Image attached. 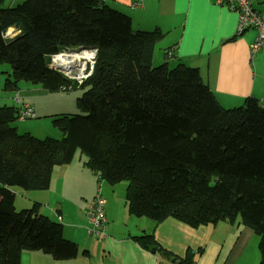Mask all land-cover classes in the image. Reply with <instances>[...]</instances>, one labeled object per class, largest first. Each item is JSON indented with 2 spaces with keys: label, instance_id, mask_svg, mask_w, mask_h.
I'll use <instances>...</instances> for the list:
<instances>
[{
  "label": "trees",
  "instance_id": "1",
  "mask_svg": "<svg viewBox=\"0 0 264 264\" xmlns=\"http://www.w3.org/2000/svg\"><path fill=\"white\" fill-rule=\"evenodd\" d=\"M3 3L0 65H9L11 73L1 89L15 106L0 104V264H21L24 252L56 261L80 254L64 238L63 224L40 214L41 204L21 212L14 206L15 188L49 189L53 171L73 163L78 152L98 182L127 184L132 218L151 219L156 226L172 219L197 229L233 224L240 216L261 236L264 264V106L246 98L242 106L226 109L197 69L154 66L162 32L134 31L131 18L103 0H25L8 9ZM142 5L143 0L128 6ZM9 29L14 36H6ZM82 48L98 53L93 76L78 86L52 69L49 58ZM22 83L52 93L82 87L79 113L51 119L47 136L58 137L57 128L60 139L21 135L12 126L20 106H30L20 98ZM95 198L85 212L89 230L87 213ZM103 227L107 234L106 214ZM131 239L145 250L161 249L152 234ZM193 255L186 249L179 261L196 264Z\"/></svg>",
  "mask_w": 264,
  "mask_h": 264
},
{
  "label": "crops",
  "instance_id": "2",
  "mask_svg": "<svg viewBox=\"0 0 264 264\" xmlns=\"http://www.w3.org/2000/svg\"><path fill=\"white\" fill-rule=\"evenodd\" d=\"M103 1L129 16L134 31L159 29L162 32L153 56L154 66L167 63L169 69L180 64L197 69L203 83L226 109L242 106L246 98H255L264 104V49L254 56L251 54L256 30L246 31L234 42H225L237 35L235 12L215 6L211 0H143L142 7L136 9L128 6L129 0ZM253 6L263 11L264 0H253ZM9 32L12 34L15 30ZM169 49L172 55L166 59L164 54ZM8 70L6 67L2 71L6 74L5 80L11 73ZM4 93L6 100L1 105L15 106L11 95ZM19 95L34 108L37 118H44L21 132L38 137L50 134L52 117L77 111V99L81 96L78 93L59 95L29 84L21 87ZM20 129L19 126L17 130ZM82 162L80 156L70 165L57 167L47 190L29 193L15 190V198L20 194L27 201V208L39 203L41 212L43 203L54 204L56 209L50 210L52 220L63 224L64 238L76 243L80 254L71 261H56L42 252H24L21 264H177L186 250L178 248L182 249L181 254L175 252L172 235L177 230L185 242L192 243L193 238L186 233L188 226L172 219L156 226L142 222L144 218H132L125 202L127 184H104L107 238H92L85 212L95 197L99 178ZM101 189L102 184L99 195ZM144 234L154 235L161 249L148 251L131 239Z\"/></svg>",
  "mask_w": 264,
  "mask_h": 264
},
{
  "label": "rangeland",
  "instance_id": "3",
  "mask_svg": "<svg viewBox=\"0 0 264 264\" xmlns=\"http://www.w3.org/2000/svg\"><path fill=\"white\" fill-rule=\"evenodd\" d=\"M24 1L25 0H4L2 8L8 9L11 7H16L17 5L22 4ZM12 3L13 6H11ZM262 49H264V47ZM81 50H87V49L83 48L71 52H62L61 54L66 55L70 59H72L70 54L78 53ZM169 50L165 51L164 58L167 56ZM49 63L52 69H56L55 67H53L54 63L52 62V55L49 58ZM6 67L10 69L8 70V72H11V67L9 65H5V64L0 65V104L1 103L3 104L4 103L3 101L6 100L5 97L6 94L1 89V87L4 84V80L6 78V74L2 73V71ZM60 70L64 73L63 67H61ZM69 70H71V68L67 69V71ZM22 86L23 83L21 84L20 89ZM80 88L74 89L72 91L59 92L56 94L70 95V94L78 93L82 95L83 89ZM220 105L226 108L222 104ZM72 113L78 114L79 109L77 111L71 112V114ZM43 119L44 118L38 117L37 119H29L22 121L18 118L17 115V120L12 123V126H14L16 129L20 126L21 129L17 131L22 135L23 133H27V131L21 132L23 131V129L32 125V123L39 122ZM55 132L59 134L58 137H52V136H43V137L35 136V137H37L38 139L39 138L45 139L46 137L60 139L62 137L61 136L62 133L60 134L59 132L61 131L55 128ZM80 156L81 154L80 152H78L77 158H79ZM98 181H97V185L98 183H102V189L100 195L105 200L103 196V186L104 184L105 185H109V184L104 182L103 180H100V182ZM122 184H126V183L123 182ZM97 185H96L95 197H98L99 195ZM15 190H21V192H25L23 189L18 187L14 189V192ZM27 192L29 193V191ZM18 195L20 196V194ZM19 196H17L14 200V206L17 212H21L22 210H26V209H32L35 206L36 203L33 204L30 208H27V206H25L27 205L25 204L27 203V201H25V199H22V197ZM53 208H55L54 204L43 203V207L41 209L40 214L47 217L49 215V218L52 220V215H50V210ZM57 209L60 208L57 207ZM143 220L144 221L142 222H147L151 225L155 223L153 220L152 222L150 219L144 218ZM175 231L176 232L174 233V235H172V243L175 252L181 254L182 249L184 250L189 249L191 253H194L193 259L196 261V264H260L259 243L261 240V236L257 235L253 230H251V228H249L244 223H241L240 216L236 218L233 224L229 222H219L216 225L210 224L208 226H202L197 229H192L190 227H187L186 233L193 238L192 243L185 242L183 240L181 233L177 232V230ZM89 232L94 240H103L107 238V234L102 236L99 235L97 236L93 234L90 230ZM178 248H182V249H178ZM201 248H203V251L201 253H198V251L201 250Z\"/></svg>",
  "mask_w": 264,
  "mask_h": 264
},
{
  "label": "built area",
  "instance_id": "4",
  "mask_svg": "<svg viewBox=\"0 0 264 264\" xmlns=\"http://www.w3.org/2000/svg\"><path fill=\"white\" fill-rule=\"evenodd\" d=\"M215 5L225 7L231 12H235L238 16L237 35H243L248 30H256L257 35L255 41L251 47V54L254 56L264 47V9L258 11L253 6V0H211ZM142 0H129L131 7L140 6ZM11 35L8 31L6 36ZM83 49V48H82ZM87 50H81L78 53L70 54L72 62L69 66H61L57 64V58L60 55H53L52 62L53 67L60 70L64 68V75L74 81L76 85H84L89 78L93 76L96 60L97 49L86 48ZM171 55V52L168 53ZM61 66V67H60ZM71 70L67 71V69ZM65 88L60 89V92H65ZM17 101V98H16ZM21 109V110H20ZM18 118L22 121L27 119H34L35 112L28 105L20 106ZM98 191H100V184L98 185ZM105 205L106 202L98 195L94 200V206L88 211L90 223L92 225L91 232L95 235H105V228L103 223L105 221Z\"/></svg>",
  "mask_w": 264,
  "mask_h": 264
},
{
  "label": "bare ground",
  "instance_id": "5",
  "mask_svg": "<svg viewBox=\"0 0 264 264\" xmlns=\"http://www.w3.org/2000/svg\"><path fill=\"white\" fill-rule=\"evenodd\" d=\"M71 62H72V60L68 56H66V55H60L57 58V64L58 65H61V66L67 67V66H69V64Z\"/></svg>",
  "mask_w": 264,
  "mask_h": 264
},
{
  "label": "clouds",
  "instance_id": "6",
  "mask_svg": "<svg viewBox=\"0 0 264 264\" xmlns=\"http://www.w3.org/2000/svg\"><path fill=\"white\" fill-rule=\"evenodd\" d=\"M215 6H217V5H215ZM218 7H222V6H218ZM222 8H225V7H222ZM226 9V8H225ZM227 10V9H226ZM229 11V10H228ZM10 30H13V29H9L8 31H10ZM15 35V33H12L11 35H9V36H14Z\"/></svg>",
  "mask_w": 264,
  "mask_h": 264
},
{
  "label": "water",
  "instance_id": "7",
  "mask_svg": "<svg viewBox=\"0 0 264 264\" xmlns=\"http://www.w3.org/2000/svg\"><path fill=\"white\" fill-rule=\"evenodd\" d=\"M181 262H178L177 264H180Z\"/></svg>",
  "mask_w": 264,
  "mask_h": 264
},
{
  "label": "flooded vegetation",
  "instance_id": "8",
  "mask_svg": "<svg viewBox=\"0 0 264 264\" xmlns=\"http://www.w3.org/2000/svg\"><path fill=\"white\" fill-rule=\"evenodd\" d=\"M179 262H181V261H179Z\"/></svg>",
  "mask_w": 264,
  "mask_h": 264
}]
</instances>
